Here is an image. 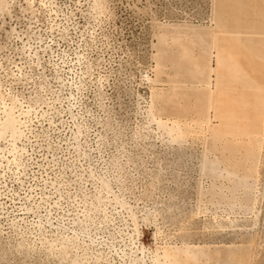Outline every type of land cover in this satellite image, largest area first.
Listing matches in <instances>:
<instances>
[{
    "label": "rangeland",
    "instance_id": "obj_1",
    "mask_svg": "<svg viewBox=\"0 0 264 264\" xmlns=\"http://www.w3.org/2000/svg\"><path fill=\"white\" fill-rule=\"evenodd\" d=\"M0 264H264V0H0Z\"/></svg>",
    "mask_w": 264,
    "mask_h": 264
}]
</instances>
